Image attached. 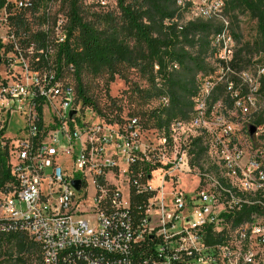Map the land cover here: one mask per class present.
Returning <instances> with one entry per match:
<instances>
[{
	"label": "built area",
	"instance_id": "obj_1",
	"mask_svg": "<svg viewBox=\"0 0 264 264\" xmlns=\"http://www.w3.org/2000/svg\"><path fill=\"white\" fill-rule=\"evenodd\" d=\"M4 1L0 141H7L11 179L0 190L1 236L33 240L40 246L42 264H231L235 242L240 248L234 264H253L264 257V250L253 251L264 248V122L255 124L258 117L264 118L260 89L264 63L239 73L218 70L217 77L205 78L193 100L191 118L169 127L168 141L186 126L189 143L201 140L199 166L190 165L193 156L185 149L173 162L161 165L159 158L151 160L148 150L134 140L136 120L117 141L125 169L107 160L97 165L96 157L103 155L110 140L95 138L98 131L93 128L82 131L83 105L75 87L56 74L50 60L45 66L37 63L41 57L48 59L53 49L21 46L10 25L9 19L17 16L32 22L31 0ZM220 6L214 2L210 12H219ZM50 7L35 14L34 21L42 15L43 19L31 32L63 43L65 20L53 19ZM224 25L213 43L221 60L234 46ZM226 74L236 79L235 84H225L230 106L223 100L212 102V92ZM70 112L74 114L69 116ZM15 115L24 119V128L10 139L5 131ZM249 126L254 127L251 137ZM138 162L143 165H134ZM134 166L150 168L144 172L146 185L136 178L130 187L127 182L123 191L118 189L113 174L132 175ZM173 168L195 180V187L187 192L171 187ZM155 170L159 184L151 188L148 183ZM140 171L138 167L136 175ZM73 181H79L78 189ZM132 185L147 197L139 217L131 210ZM244 208L254 209L249 220L232 227L229 219Z\"/></svg>",
	"mask_w": 264,
	"mask_h": 264
},
{
	"label": "trees",
	"instance_id": "obj_2",
	"mask_svg": "<svg viewBox=\"0 0 264 264\" xmlns=\"http://www.w3.org/2000/svg\"><path fill=\"white\" fill-rule=\"evenodd\" d=\"M57 0H31L30 18L40 26L43 15L34 21L37 12L44 13ZM117 13L105 12L90 18L84 13L82 0H60L65 6L64 41L57 43L40 32L32 33L29 23L21 16L10 18V25L21 46L33 45L37 51L53 49L38 64L50 60L56 74L73 81L76 96L83 107L92 106L85 96L81 74L88 70L93 75L105 72L110 79L119 75V68L137 72L146 82L145 88L135 87L131 95L143 104L158 101L157 107L146 113L151 128L165 134L169 140L172 123L188 121L194 112L193 100L205 78L217 77L218 70L239 73L264 63V0H215L219 12L186 19L190 3L181 0H114ZM5 5L0 0V9ZM53 18V17H52ZM55 19V18H53ZM227 24L226 30L234 46L228 58H218L215 37ZM249 23L246 33L240 26ZM36 27V28H37ZM243 36L247 39L243 40ZM66 73V76L64 74ZM236 79L226 74L212 92V102L223 100L231 105L227 83ZM260 89L264 91V78ZM258 117L256 125L263 123ZM192 157L190 165L199 166L203 156L201 140L195 139L185 148ZM7 141H0V190L10 182ZM134 165H143L136 163ZM145 173L150 168L140 167ZM138 167L131 168L136 175ZM133 177L132 181H136ZM131 210L139 217L144 211L146 195L131 186ZM254 209L244 208L231 220L232 227L249 220ZM210 242L217 243L214 238ZM0 264H42L38 244L23 235H0Z\"/></svg>",
	"mask_w": 264,
	"mask_h": 264
},
{
	"label": "rangeland",
	"instance_id": "obj_3",
	"mask_svg": "<svg viewBox=\"0 0 264 264\" xmlns=\"http://www.w3.org/2000/svg\"><path fill=\"white\" fill-rule=\"evenodd\" d=\"M185 2L190 3L188 12L185 15L186 19H190L200 15H207L213 8V3L216 1L181 0V4ZM81 6L88 18L109 11L113 12V14L117 13L114 0H82ZM50 14L55 19L65 14V6L61 4L60 0H57L56 3L50 7ZM34 23H29L28 27L30 30L35 29L36 26ZM248 25L249 23H243L240 29L244 31ZM3 30L4 27L2 24L0 25V33H3ZM244 33H246V31H244ZM245 39H247V37L243 36V40ZM119 71L120 74L114 76L113 79H110L109 75L105 72L93 75L88 70H84L81 74L85 96L88 97L92 103V106L82 108L81 115L83 116V123L85 124L82 131L93 128L98 131L94 134L95 138L106 137L110 140L109 144L103 149V155L101 157H96L97 165H105V161L107 160L125 169V164L121 161L120 155H118L117 141H119L120 135H127L130 131L128 130V126L130 125L128 123H130L131 120H136L137 123L136 131H138V135L134 140L137 145L145 147V149L148 150L147 152L150 153L149 158L151 160H153V158H159L161 165H163L164 162L168 163L175 161L184 150V145L189 144V127L186 126L176 130L170 141L165 138L163 132L152 129L146 113L157 107L159 102L151 101L148 104L142 105L141 101H139L136 96H132L131 93L135 87L140 89L145 88L147 86L145 80L134 70L120 67ZM64 76H66V73ZM65 80L73 85V81L70 79ZM23 128L24 119L19 115H15L11 118L5 131V137L10 139L17 138L21 135ZM92 135H89V137L93 138ZM60 162H68V159ZM180 170L181 169L178 168L177 171H175L173 168L168 179V184L172 185L174 183L175 185L171 187L175 189L179 188L184 192L192 190L195 187V180L188 175H184L183 173L180 174ZM113 176L115 177V183L118 189L123 191V188H125V186L127 187V182L130 187L133 179L131 174L128 175L127 173L122 175L117 172L114 173ZM135 177L138 179L140 185H146L147 178L144 172L140 171ZM148 184L151 188L159 184L157 170L151 173V181H149ZM167 186L168 185L164 188V194L168 190ZM166 198L168 197L166 196ZM87 201H90L88 196ZM228 228L230 229V226H228ZM234 245H236V250L233 254L234 256L231 258V264H234L239 257L240 245L238 242H235ZM258 250H264V248L253 249L254 252ZM253 264H264V257H262V259L257 258Z\"/></svg>",
	"mask_w": 264,
	"mask_h": 264
},
{
	"label": "water",
	"instance_id": "obj_4",
	"mask_svg": "<svg viewBox=\"0 0 264 264\" xmlns=\"http://www.w3.org/2000/svg\"><path fill=\"white\" fill-rule=\"evenodd\" d=\"M73 114H74V112H70L69 113V116H71ZM248 132H249V135L251 137L253 135V133H254V127L253 126H249V131ZM72 184L75 187V189H78V187H79V181H73Z\"/></svg>",
	"mask_w": 264,
	"mask_h": 264
}]
</instances>
